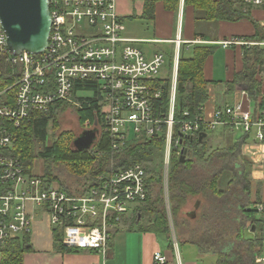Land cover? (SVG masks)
I'll return each mask as SVG.
<instances>
[{
    "label": "built area",
    "instance_id": "2783aa9c",
    "mask_svg": "<svg viewBox=\"0 0 264 264\" xmlns=\"http://www.w3.org/2000/svg\"><path fill=\"white\" fill-rule=\"evenodd\" d=\"M262 6L264 0H233ZM51 18L50 33L43 51L12 54L0 25V54L11 66L13 82L0 91V248L13 238L30 233L33 214L29 206L49 217L61 232V243L68 248L107 250L111 233L135 207L145 201L148 176L142 162L111 168L95 177L93 184L72 194L48 178L27 173L20 159L12 155L14 129L38 112H47L58 101L73 102L77 83L92 84L88 90L98 99L103 123L113 150L140 138L162 137L163 196L169 207L168 173L172 148L182 152L184 138L224 126L245 136L242 152L252 162H263L264 107L254 112L249 101L217 109L205 119L199 113L175 117L177 58L169 85L166 113L158 112L165 79L160 77L164 55L150 58L123 35V18L116 13L115 0H47ZM264 27V20L261 23ZM264 48L258 42L231 37L220 42ZM95 90V91H94ZM76 92V96L79 95ZM95 92V93H94ZM241 94L247 100L245 90ZM174 126L178 138L174 139ZM263 213L264 205H255ZM173 229H171V234ZM263 254L256 260L264 261ZM163 264L166 257L154 255Z\"/></svg>",
    "mask_w": 264,
    "mask_h": 264
},
{
    "label": "trees",
    "instance_id": "16d2710c",
    "mask_svg": "<svg viewBox=\"0 0 264 264\" xmlns=\"http://www.w3.org/2000/svg\"><path fill=\"white\" fill-rule=\"evenodd\" d=\"M156 0H145L144 17H153V6ZM192 4L195 12H201L203 18L236 21L242 18L251 20L246 5L231 0H184ZM255 34L247 39L261 41L264 30H260L257 22L252 20ZM209 48L196 47L190 58L180 56L177 72L175 117H182L188 112V118L199 113V106L207 98V81L203 77V64ZM264 48L253 45L244 47L243 68L234 75L233 83H241L253 103L255 109L264 107V95L257 76L262 72ZM14 80L11 66L5 56L0 54V91ZM161 98L157 101L158 112L166 113L169 97L170 80L166 79ZM92 84L77 83L74 97L79 101L75 107L80 125L90 124L96 129L97 135L88 149L77 150L73 147L74 139L68 132L57 135L51 144H46L48 128L56 119V113L68 102L58 101L47 112H38L30 120L14 129L15 140L12 155L20 159L27 173L33 171V160L40 159L44 170L41 177H50L58 181L59 177L52 171L54 164H63L70 175L80 178L81 188H89L95 177L113 168L129 166L135 162H143L161 150L164 145L162 137L130 140L119 150H113L109 134L103 123L101 106L95 94L92 96H76V92L88 90ZM95 91V90H94ZM95 93V92H94ZM174 139L178 138L177 126H174ZM244 139H236L222 148L207 152V138L198 140V134L191 139L184 138L181 149L185 153L180 162L181 151L172 148L168 173V196L171 212L178 214L181 207L192 197H201L200 212L195 216L196 227L188 228L189 239L198 246L201 253L212 252L217 255L216 264H259L256 259L263 252V218H254L256 208L251 207L249 197L250 182L249 162L241 152ZM248 166V167H246ZM147 174V171H146ZM230 179L221 186L225 175ZM79 181V183H80ZM62 185V184H61ZM75 191V190H73ZM71 191V192H73ZM78 191V190H77ZM238 200H236V199ZM140 208V209H139ZM239 209L238 216L230 215L231 210ZM246 208H250L249 211ZM142 212L150 215L146 224L141 221ZM240 216V217H239ZM239 217V218H238ZM130 222L140 224L142 230L163 235L169 240L167 215L164 196L159 176L153 174L147 179L145 201L137 206L129 216ZM248 224V226L245 225ZM246 235V227L251 230ZM188 227V226H187ZM187 230V229H186ZM59 240V234H55ZM31 250L29 234L8 240L0 248V264H22L23 254ZM69 250H74L69 248Z\"/></svg>",
    "mask_w": 264,
    "mask_h": 264
},
{
    "label": "crops",
    "instance_id": "0c3cea01",
    "mask_svg": "<svg viewBox=\"0 0 264 264\" xmlns=\"http://www.w3.org/2000/svg\"><path fill=\"white\" fill-rule=\"evenodd\" d=\"M115 2L116 13L123 18V35L134 40L133 45L147 58L155 53H162L166 61V56H168L171 76L170 78L162 77L165 80L168 79L171 82L176 58L177 76L180 56L190 58L194 48H209V54L203 64V77L207 81V98L200 105L202 107L201 115L205 119L211 118L215 110L232 106L240 101L245 105L249 101V107L254 112L260 110L255 109L249 96L246 100L241 94L242 90H245L243 84L233 83L234 75L243 68L245 46L224 47L220 42L231 37L258 42L247 38L253 36L256 31L252 20L257 22L260 30H264V27L261 26L264 20V4L251 6L244 3L250 13L251 20L242 18L236 21H225L203 18L201 12H195L193 5L185 4L184 0H156L152 18L143 16L145 0H115ZM163 45H166L167 48L165 52L159 51ZM257 78L261 83V93L264 95V62L262 72ZM205 133L207 134L205 138L208 137V133H213L214 137L223 136L224 146L245 137L242 134L237 136L235 132H230L224 126H217L212 131ZM242 154L250 164L248 167L250 201L253 202V205L257 203L264 205V157L262 164H258L252 162L243 152ZM227 175L228 177H226ZM227 175L224 176L221 185L224 189L230 179V175ZM53 182L58 185L56 181ZM199 204L200 200H196L192 214H186L189 221L195 219L198 209L196 205ZM29 210H32L30 212L33 214L29 233L31 250L23 254L22 264H159L154 260L156 253L166 257V262L163 264H216L217 262L216 254L199 251L198 246L189 239L186 230L180 231L178 235L174 231L169 234V240L163 235L142 230L140 224L132 223L128 219L133 211L125 216L119 226L112 231L105 255L92 249L73 248L74 250H69L61 243L62 234L58 228L51 225L49 217L35 207L32 209L29 206ZM258 213L256 211V214ZM260 215L263 218L262 212ZM57 233L59 240L55 239ZM258 263L264 264V261Z\"/></svg>",
    "mask_w": 264,
    "mask_h": 264
},
{
    "label": "rangeland",
    "instance_id": "374dc122",
    "mask_svg": "<svg viewBox=\"0 0 264 264\" xmlns=\"http://www.w3.org/2000/svg\"><path fill=\"white\" fill-rule=\"evenodd\" d=\"M165 49H167L166 45H163L159 51L165 52L166 51ZM159 75H160V77H163V78H170V76H171L168 56H166L164 69L160 70ZM79 93L81 94L80 96H83V95L90 96L92 94L90 91H82ZM77 96H79V95H77ZM78 104H79V101L77 100V98L76 99L74 98L73 102H68L67 105L64 106V108H60L58 110V112L56 113L55 121L51 122L49 125L48 138H47L46 144H51L53 142L54 138L62 132H68L71 135V138L74 139L83 130L93 128V126L90 124H85V125L79 124L78 118L76 115V110H75V107L78 106ZM252 108H253V106H252ZM235 134L238 136L240 134V132H235ZM207 143H208L207 144V148H208L207 152H211L216 147H223L225 144V139L223 138V136H221L219 138L218 135H217V137L216 136L214 137L213 133H208ZM142 163L145 166L148 178L150 176H152L153 174L160 177L162 190H163V179H162L163 148L161 150H158V151L156 150L153 153V155L150 157V159L143 161ZM63 167L64 166L62 163L54 164L51 166L52 171L58 175L59 181H62V183H61L62 185L59 184L58 181H56V183H58V185H60L61 187H63L64 189H66L68 192H70L72 194H79V192L85 190L84 187L83 188L80 187V184H81L80 178H76V177L70 175L69 173H67L65 171V168H63ZM246 167H248V166H246ZM43 170H44V165H43L42 160L34 159L33 160V173L41 176L43 174ZM226 177H228V175ZM48 179L51 180L50 177H48ZM79 181H80V183H79ZM221 185H222V182H221ZM73 190H75V191H73ZM71 191H73V192H71ZM198 199H201V197L189 198L188 201L181 207L180 211L178 212V214L176 216H174L172 214L171 209H170V204H169V207H167L165 200H164L169 234H171V229H173V232L175 231L176 235H178V233L180 231L184 232L186 229H187L186 231H188V228H190V226L194 227V228L196 227V225H197L196 219L189 221L186 214L187 213L192 214V211L194 210L195 201ZM236 200H238V199H236ZM202 202H203V200H202ZM200 206H201V202H200ZM200 206L196 211V215L200 212ZM250 206L255 208V205H253V202H251ZM234 211L235 212H233L231 210L230 215L233 217L238 216L237 213H240L239 209L234 208ZM253 217L258 219L261 217V215H260V213H258V214L253 213ZM149 219H150V215L146 212H142V214H141L142 223L146 224L149 221ZM246 224L247 223H245V225ZM246 226H248V224ZM263 229H264V227H263ZM252 233L253 232H251L246 227V235L248 236Z\"/></svg>",
    "mask_w": 264,
    "mask_h": 264
},
{
    "label": "water",
    "instance_id": "95a60500",
    "mask_svg": "<svg viewBox=\"0 0 264 264\" xmlns=\"http://www.w3.org/2000/svg\"><path fill=\"white\" fill-rule=\"evenodd\" d=\"M0 25L5 32L10 53H40L47 45L51 27L47 0H0ZM96 135V129L83 130L74 138L72 145L77 150L88 149L94 143ZM206 136L205 132H200L198 140L201 141ZM184 158L182 150L180 162ZM246 210L249 211L250 208ZM254 229L252 226L251 232Z\"/></svg>",
    "mask_w": 264,
    "mask_h": 264
}]
</instances>
